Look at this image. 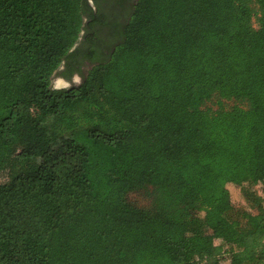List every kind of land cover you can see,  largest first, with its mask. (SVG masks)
Wrapping results in <instances>:
<instances>
[{
	"label": "trees",
	"instance_id": "obj_1",
	"mask_svg": "<svg viewBox=\"0 0 264 264\" xmlns=\"http://www.w3.org/2000/svg\"><path fill=\"white\" fill-rule=\"evenodd\" d=\"M96 10L0 0V264H264V0Z\"/></svg>",
	"mask_w": 264,
	"mask_h": 264
},
{
	"label": "flooded vegetation",
	"instance_id": "obj_2",
	"mask_svg": "<svg viewBox=\"0 0 264 264\" xmlns=\"http://www.w3.org/2000/svg\"><path fill=\"white\" fill-rule=\"evenodd\" d=\"M96 6L102 17L101 22H104L106 29H102V35L99 37L106 38L107 34L110 38L107 42H114L120 38V34L123 32V28L127 25L130 20V16L134 10L138 0H91ZM96 10V12H97ZM114 30V34L113 31ZM93 64L88 60H83L80 65V71L85 72L89 70ZM89 68V69H86Z\"/></svg>",
	"mask_w": 264,
	"mask_h": 264
},
{
	"label": "rangeland",
	"instance_id": "obj_3",
	"mask_svg": "<svg viewBox=\"0 0 264 264\" xmlns=\"http://www.w3.org/2000/svg\"><path fill=\"white\" fill-rule=\"evenodd\" d=\"M58 80H60V77L55 75L54 78H53V87L57 86L56 83H57ZM75 81H76L75 84H79L81 82L79 78L77 79V77L75 78ZM226 106H233V103L227 102ZM214 108H217V106L214 107ZM263 189H264L263 186L262 187H258V190H259L260 193L263 192ZM228 190H229L230 198H231V200H232V202H233V204L235 206H239V205L246 206V202H245V200H244V198L242 196L241 189H239L236 185H229L228 186ZM215 244L219 245L220 244V240H216Z\"/></svg>",
	"mask_w": 264,
	"mask_h": 264
},
{
	"label": "water",
	"instance_id": "obj_4",
	"mask_svg": "<svg viewBox=\"0 0 264 264\" xmlns=\"http://www.w3.org/2000/svg\"><path fill=\"white\" fill-rule=\"evenodd\" d=\"M90 4H91V6L96 10V8H95V5L93 4V2L90 0ZM82 40V39H81ZM78 47V44L77 45H75V47H74V49H76ZM73 49V50H74ZM77 79H78V77H77ZM60 80H63L67 85L66 86H61V87H55V89H63V88H68V87H70L71 86V83H69V82H67L65 79H60Z\"/></svg>",
	"mask_w": 264,
	"mask_h": 264
},
{
	"label": "bare ground",
	"instance_id": "obj_5",
	"mask_svg": "<svg viewBox=\"0 0 264 264\" xmlns=\"http://www.w3.org/2000/svg\"><path fill=\"white\" fill-rule=\"evenodd\" d=\"M57 87L66 86L67 84L63 80H58L56 83Z\"/></svg>",
	"mask_w": 264,
	"mask_h": 264
}]
</instances>
